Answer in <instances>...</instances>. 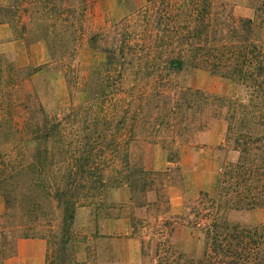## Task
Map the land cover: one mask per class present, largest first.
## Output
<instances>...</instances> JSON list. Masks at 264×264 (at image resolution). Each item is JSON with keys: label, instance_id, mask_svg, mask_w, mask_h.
<instances>
[{"label": "trees", "instance_id": "16d2710c", "mask_svg": "<svg viewBox=\"0 0 264 264\" xmlns=\"http://www.w3.org/2000/svg\"><path fill=\"white\" fill-rule=\"evenodd\" d=\"M93 19L91 0H0V26L16 40L45 44L49 59L21 68L0 54V264L28 238L46 240L45 264H89L75 255L77 211L110 213L115 191H128L129 203L145 197L153 172L134 169L132 148L159 145L178 166L180 146L210 119L227 123L225 146L237 160L221 165L192 208L158 221L167 230H150L130 206L126 225L158 236L152 261L150 240L142 239V264H264V224L247 228L227 218L232 210H264V0L248 18L219 0H145L108 30L94 33ZM82 50L94 64L78 61ZM51 65L61 68L70 96L56 110L26 90ZM186 70L207 71L242 93L184 86ZM179 226L203 235L198 254L174 239Z\"/></svg>", "mask_w": 264, "mask_h": 264}, {"label": "rangeland", "instance_id": "374dc122", "mask_svg": "<svg viewBox=\"0 0 264 264\" xmlns=\"http://www.w3.org/2000/svg\"><path fill=\"white\" fill-rule=\"evenodd\" d=\"M144 1L91 0L94 16L91 29L94 33L108 30L109 26L120 23L132 11L141 7ZM219 2L230 8L237 17L248 18L254 14L256 0ZM0 54L6 61L21 68H36L49 61L45 44L16 40L7 25L0 26ZM95 60L88 50L80 51L78 61L84 67L91 66ZM191 83L209 94L231 97L242 93L236 85L204 70H186L182 76V84L187 86ZM34 89L48 110L70 104L64 74L57 65L46 67L35 74L33 82L26 87L28 92ZM226 129L227 123L224 120H208L202 132L197 133L189 144L180 146L178 166L167 162L168 153L159 145H135L131 152L133 167L136 171L143 168L153 172V190L145 197L136 194L135 203H129L131 194L128 191H115L113 200L117 205L116 209L107 214L101 213L98 218L93 208L79 209L73 225L77 260L89 264H142L144 257L141 242L145 238L146 241L150 240L146 261H152L158 236L141 232L132 234L133 229L126 225L125 219L130 212L128 206L133 207L136 216L148 218L152 225L150 230H167L163 225H158V221L164 224L165 221L184 214L186 205L192 208L191 200L199 192L210 190L221 165L225 161L237 160L238 153L230 150L232 147L225 146ZM149 200L153 205L142 209L137 207L139 204L145 205V202L147 204ZM123 203L127 206L125 212L120 210ZM227 218L231 223L243 227H255L264 224V210H232L227 213ZM191 233V230L179 226L173 236L182 245H186L188 253L198 254L204 244V237L198 231L193 232L195 237ZM46 254V240L21 239L17 255L6 264H45Z\"/></svg>", "mask_w": 264, "mask_h": 264}, {"label": "crops", "instance_id": "0c3cea01", "mask_svg": "<svg viewBox=\"0 0 264 264\" xmlns=\"http://www.w3.org/2000/svg\"><path fill=\"white\" fill-rule=\"evenodd\" d=\"M38 264H43L42 262H38Z\"/></svg>", "mask_w": 264, "mask_h": 264}]
</instances>
